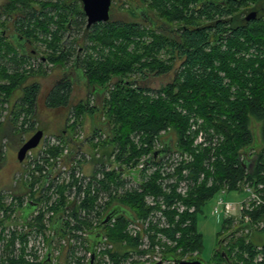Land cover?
I'll use <instances>...</instances> for the list:
<instances>
[{
  "label": "trees",
  "instance_id": "16d2710c",
  "mask_svg": "<svg viewBox=\"0 0 264 264\" xmlns=\"http://www.w3.org/2000/svg\"><path fill=\"white\" fill-rule=\"evenodd\" d=\"M16 1H11V10L15 8ZM32 1L35 0H19L17 3L22 8H30L33 5ZM193 1L197 3L199 0ZM35 2L40 3L43 8L51 7L52 10H56L57 14L45 21L37 19L34 27L31 21L23 24L20 26L19 34L23 39L36 43L43 41L47 47L43 56L56 67L63 66V69H66L71 58L74 59L75 63L80 66L78 70L84 76L89 94L87 100H81L72 105L74 85L69 80H63V84L49 90L45 95L44 106L49 110L72 108L71 110L75 111L78 118L83 114L94 115L99 111L106 118L108 134L105 138L100 137L102 139L94 146L95 149H99L97 155L103 158L96 160V155H94L93 162L101 166L102 172H106L104 179L107 180L99 183V192L102 195L111 191L116 194H114V199L106 205L100 203L98 206L95 198L92 200L88 196L84 203L91 209L95 208L99 211L96 217L104 211V219L116 206L128 211L126 214L122 211L119 213L115 211L113 224L103 223L104 219L97 224L98 232L102 233L113 245L107 253L115 264H119L127 256V248L123 244L126 242L128 247L132 248L135 246L134 240L126 234L130 215L136 217L148 215L151 210L145 204V196L163 195L159 184L160 171L142 184V192L137 189L126 191L123 194L116 192L118 187L124 185L121 180L122 172L119 170L135 168L144 155L151 153V156H154L160 150H152L155 139L161 131L170 129L175 132L178 139V147L173 146V148L189 151V155L193 158V162L181 164L178 174L181 176L182 171H189L194 185L189 195L190 198L186 201L197 206V211L194 215L180 216V221L177 223L174 222L175 214L167 213L174 225L169 234L179 232L181 238L178 239L177 246L169 248L166 254L181 258L194 252L200 254L203 236L198 231V218L203 213L205 205L222 190L228 193L237 190L239 183L244 180H255L264 184V18L259 19V22L245 24V27L233 30V35L227 38L229 42L224 50L218 49V46L225 39L208 38L204 32L206 29L197 28L192 33H185L181 39L171 40L154 31L148 35L145 34V27L140 24L114 22L100 24L89 31L85 30L80 40L74 39V44L84 43L80 51L72 46V42L67 49L64 44L63 47L61 45L60 33L68 24L67 16L63 15V11L60 12L64 9L60 3L61 0ZM151 2L150 8L158 9L157 0H151ZM238 2L248 4L245 7L252 2L264 5V0H238ZM232 7L239 8L240 6L239 3L232 2ZM67 8L69 12L72 11L70 6ZM235 18L239 16L235 15ZM181 19L183 17H180L179 21ZM237 25V22L233 23V26ZM146 36L151 37L150 42L144 40ZM165 48L168 50L165 53L166 57L160 58L161 51ZM251 49L260 57L256 61L259 60L262 64L261 68H255L256 61L241 56L243 52L249 53ZM0 59V96L4 95V101H10L18 90H22L20 103L23 110L19 112L26 111L27 114H32L37 118L38 101L41 98L42 88L39 81L33 80H36L34 77L38 76L36 73L45 74L44 69L42 66L38 68V72L17 69L19 65L28 63L29 57L20 54L11 42L1 35ZM5 61L16 68L6 65ZM177 63L180 65L172 82L156 90L157 98L145 95V93L153 92V89L145 84V80L152 76L166 74L171 76L170 72ZM136 75L140 76V83L136 80L137 83L133 84L130 78ZM233 87L237 90L235 99L231 98ZM162 93L166 97L161 96ZM91 97L98 99L97 106L93 108L90 107ZM179 105L189 109L190 112L195 111L206 119L209 128L215 129L214 136L205 137L206 142L209 143L208 146L204 147L200 144L199 147H194V138L188 135L189 115H182L177 109ZM8 121L11 122V120ZM253 122L262 126L261 138L252 130ZM4 123V121L0 122V129L4 127ZM11 124L15 127L16 133L20 135L16 121L14 120ZM102 130L95 127L94 135H99ZM66 132L68 133L67 130ZM67 133L60 134L61 140L63 143L73 144ZM57 152L58 150L55 151ZM244 155L247 159L253 160V165L249 169L244 167V161H242L245 158ZM73 156L76 159L77 155ZM109 156L114 157L112 164H118L117 170L113 168L107 172L105 163L111 164ZM37 169L41 170L40 167ZM33 175L34 171L30 170L29 178ZM27 180L24 183L25 188ZM36 180L34 177L30 189L34 187ZM113 186L115 190L117 189L116 191L112 189ZM57 194L59 197L55 210L59 211H57L58 217L55 218V222L59 218L62 222L59 235L62 227L71 226L70 217L82 219V215L78 214L75 205L66 206V188L58 187ZM32 196L35 197V194ZM19 198L17 207L21 209L24 197ZM175 198H178L175 193L166 196L168 201ZM37 203L35 201V204ZM3 207L0 200V211L4 209ZM66 211H68L67 214H65ZM94 215L89 214L84 219L93 220ZM259 215L261 214L255 211L253 217L258 218ZM42 216L44 217V214ZM64 217L67 219L63 225ZM189 221L190 224L184 227V224ZM230 223V219L224 220L223 229L230 232L225 234L224 239L221 240V250L215 251L212 264H248V260L239 253L236 254L238 262H235L232 252L235 248L244 252L256 246L252 242L246 244L245 238L236 239L235 242L233 233L237 230L232 231ZM39 224L42 225V221ZM111 225L114 226L110 227ZM241 229H243L242 226ZM226 243L230 244L226 245ZM180 250L182 251L179 253ZM44 264H47V261Z\"/></svg>",
  "mask_w": 264,
  "mask_h": 264
},
{
  "label": "rangeland",
  "instance_id": "374dc122",
  "mask_svg": "<svg viewBox=\"0 0 264 264\" xmlns=\"http://www.w3.org/2000/svg\"><path fill=\"white\" fill-rule=\"evenodd\" d=\"M123 6L120 7L119 9L122 10V16H116L115 19L117 21H126L128 18V13H131L130 9L128 8L127 4L124 2L122 4ZM180 9L178 11L177 14H173L171 12L167 13L166 10L164 9V13H163V19L167 20L169 22H171L173 20L174 17H183L185 16V12L183 11L184 8L188 9L187 6L185 7H181L179 6ZM150 8V6H149ZM191 7H189L190 9ZM151 9V8H150ZM158 9H153V13H155L156 15L159 16L160 13H158ZM178 18V19H179ZM176 20V19H174ZM186 20V19H185ZM188 21L190 24H194L196 25H201L203 23H205L207 21V19L204 18H199L198 16L195 17V19H189L186 20L184 22L178 21L179 23H184V24H188ZM145 34H150L151 30L149 28H144ZM76 33L72 34V36H75ZM76 39L80 40V37H77ZM69 40V39H68ZM145 41L150 42L151 41V37L146 36L144 38ZM74 39H70L67 42V45L70 46L71 42L73 43ZM76 41V40H75ZM229 42V40L226 38L224 40L223 43H221L218 46V49H225L227 43ZM40 43V44H39ZM39 43L37 44V47L39 49V51L41 52L42 55H45L44 50H47L46 45L43 41H39ZM42 44V45H41ZM84 43H73L72 46L76 48V50H80L82 51L81 48H83ZM33 46V45H32ZM34 47V46H33ZM168 52V50L163 49V51H161V55L160 58L162 57H166L165 53ZM168 54V53H167ZM39 56V55H38ZM242 57H244L245 59H250L253 61H256V59L260 58L257 54V52H255L253 49H251L249 51V53H242L241 54ZM9 57H11L9 55ZM1 61V59H0ZM8 61H5L6 65L10 66L11 68L15 67L13 64L11 63H7ZM74 63V59L71 58V60L68 63V67L71 68L72 70V64ZM48 64H50V66H54L51 62L48 61ZM76 70L80 69V66L78 63H76ZM180 64H176L174 69L170 72L171 76L167 77V76H152L149 77V79L145 80V84H147L148 86H150L153 89L152 93H145V95L150 96L152 98H157L158 94L156 93V90L160 89L163 85L172 82V79L174 77V74L176 73L177 68L179 67ZM42 66V68L44 69V65H40ZM40 66H38V64L34 63L32 60H29L28 63L19 65L20 70H25L27 72H31V71H35L38 72V68H40ZM262 64L259 62V60L256 61L255 63V68H261ZM16 68V67H15ZM54 68V67H53ZM68 72H70V70H67ZM67 71H63V77H64V73ZM47 71L46 74L41 75L36 73L37 75H41V77L36 76L34 78H36V80H33V78L31 79L33 81H39L41 83V98H39L38 101V108H37V118L32 115V114H27L26 111L23 112H19L20 110H23V106L20 103V98L22 96V90L17 91L13 97L11 98L10 101H4V95L1 96V98L3 99V103H6V105L2 108L3 112L0 113V122H3L4 120V127L1 128V132H4L5 134L8 133V131L10 132L11 129V122H13L14 120L16 121L17 127L20 131V144L22 143V141L26 138H31L36 132L43 130L44 131V138L40 144V147L38 146L36 149L33 150V155H32V168L34 169V175L29 178V176L27 177V182L26 188H23L22 191H26L28 189V187H30V185L33 183V179L34 177L37 179L34 186H35V192L33 194H35V197H32L36 202L39 203L40 208L38 210V214L33 215V218L31 220L30 226L27 230L25 231H21L20 230V226L22 225V220L20 218L21 216V212L24 210V205L23 204V208L19 209V207H17V202H15L13 200V196L12 198L9 197L7 198L8 203L5 204V206L3 207L4 209L1 210L0 212V244H4L5 240H17L18 242V246H20L19 251L17 252L18 255H20V260L24 261L26 258V256L30 255L29 251V243H31V245L34 248L33 254H32V258L35 259V264H44L43 258L46 254L47 248L49 243H51L53 241V231L51 229L53 223L55 222V218H57V211L59 210H55V208L57 206H55L58 203V197L57 196V189L58 187H64L66 188V193H68L72 186L75 187L78 185V181H76V179H72L70 176H67V178L63 179V176L61 178V181H63L64 183H62L61 185L58 183L56 184L57 187H55L54 185V189L50 190V187L47 188V193H45L41 198H39V191L41 190V187L43 185L45 176L48 173V170L54 166L57 165V163L59 161H63V158L66 154V152H70L73 155H80L82 157V159H80L81 161V167H80V171L83 175V178L85 176V178H92L88 181V179H85L87 182L86 187H89L87 191H84L85 193H87V196L90 197L92 200L95 198V203L99 204L103 201V204L101 205H106L108 202H111L114 199V193L113 191H111L110 193H107L106 195L101 194V192H99L100 189L98 188H94L93 191L97 192V193H92V187L91 185H94V181H97L99 183V180L97 178L94 177V175L98 176L99 174L101 175V178L103 177V174H106V172H102L101 170L98 169V167H100L98 164H95L93 162L94 160V155L96 160H100V158L103 156L101 155H97V151H99V149H95L94 146H96V143H99V141L104 138L103 136H106L108 134V127L106 124V118L105 116H103L102 114L99 113V111H97L94 115H91L90 113L87 114H83L81 115L79 118L78 116H76L75 111L73 112V110H71L72 108H66L64 110H49L44 106V101H45V95L48 93L49 88L53 85L54 81L56 80V78H53V72L52 71ZM57 72V71H56ZM67 72V73H68ZM66 73V74H67ZM75 75V74H74ZM77 80L82 81L84 80V76L82 74L81 71L77 70ZM76 79V78H75ZM130 80H133V84L137 83L136 80L140 83V76L136 75L130 78ZM227 83L229 82L228 80L226 81ZM78 84H74V93H73V99H72V105L73 104H77L79 103L81 100H87V96H88V90L85 87V83L83 82H77ZM236 88L233 87V90H231L232 99L236 98ZM161 96L166 97V95L164 93L161 94ZM181 103L182 100H180ZM18 105V107L16 108V114H14V111L11 112L12 108L13 110L15 109V106ZM98 104V99L91 97L90 98V107L93 108V106H97ZM15 105V106H14ZM25 108V107H24ZM0 108V110H2ZM26 109V108H25ZM178 111L184 115L187 116L189 115V129H188V135L191 136L192 138H194V147H199L200 145V141H199V137L204 134L205 137L209 136L210 138L212 136H214L216 134L215 129L214 128H209L206 124V119L202 116H200L199 114H197L195 111L190 112L189 109L179 105L177 106ZM16 117V119H14ZM8 120H11V122H9ZM98 128V129H103L101 131V133H99V135L95 134L94 135V129ZM252 130H254V132L258 135V137L260 136L261 138V125H258L256 122L252 123L251 126ZM66 130L68 131V133L66 132ZM0 132V134H1ZM63 133H67L69 134V136L71 138H73V140H75V142L73 144H68V143H63V141L60 138V134L63 135ZM9 134V133H8ZM195 136V137H193ZM102 137V138H100ZM7 143H5V146L2 148L1 152L3 153V160H2V164L5 170L4 173L0 174V183H2V181L4 183H8V181L10 182V180L13 178L14 173L17 170H20L24 173H26L28 175V170L31 169V166L29 165V160L27 161V164H25V166H21L19 169V162L16 160L17 159V152L19 148L22 147L16 144V142L9 140V138L6 139ZM5 142V140H4ZM162 142H169V145L171 147H178V139L177 136L175 134V132L173 130H163L161 131V133L158 135V138L155 139L154 142V146L152 147V150H159L164 148L165 146L162 144ZM10 147H8V145ZM82 146V150H79ZM208 146V145H206ZM204 146V147H206ZM13 149V150H9ZM174 148V149H175ZM58 150L57 153H55V151ZM112 149H110L111 151ZM175 153L181 154V152H185V151H180L175 149ZM109 151V153H110ZM98 154H101L98 152ZM151 155H144L138 162L136 167H138L142 160L144 158H147ZM173 155V156H174ZM185 155L188 156V161H184L186 162V164H189L191 162H193V158H189V151L185 152ZM172 156V157H173ZM171 157V158H172ZM177 156H175L176 158ZM109 156V159L111 162H113V158ZM50 160V161H49ZM108 160V157H107ZM171 159H169L168 162H170ZM253 161V160H251ZM29 162V163H28ZM115 163V162H114ZM100 164V163H99ZM106 165V163H105ZM107 166V165H106ZM37 167H40V169H37ZM117 168L118 164L115 163V165H112L111 168ZM101 168V167H100ZM110 168V167H109ZM109 168H107V172H109ZM127 168V167H125ZM148 171V172H147ZM60 172V169H55V171L53 172L54 176ZM146 172V174H145ZM165 172V171H164ZM103 173V174H102ZM137 171L135 172V181H139L138 180V176H137ZM156 173L155 169H146L144 168V171H142L141 173V177L146 178L145 181H143V183L147 182L148 179H150V177H152L154 174ZM12 176V177H11ZM174 181L175 179H177L176 177H173ZM203 178V175H202ZM201 178V179H202ZM126 180L125 177L121 178V180ZM172 179V178H171ZM170 178H168L167 182H165L164 185L169 186L168 184H173L170 183L171 181ZM13 180V179H12ZM107 179H101L100 182L105 181ZM124 182V185L122 187H118L120 189H123V187L126 184L132 183V181H129V183ZM142 183V182H139ZM175 183V182H174ZM164 185L162 188V193H165L164 190ZM188 186V190H186V196L182 195L180 197L183 198L185 205L189 204L191 206H194L196 208L197 211V206H195L194 204H190V202H187L186 199L190 198V192L192 191V185L188 182L187 184ZM114 191L115 188L113 186L112 188ZM134 190V189H133ZM17 195L20 194V192H15ZM52 194H54L55 196L52 197ZM66 195V194H65ZM10 195H7V197ZM147 196V195H146ZM145 196V198H146ZM185 196V197H183ZM66 198V197H64ZM144 198V199H145ZM245 198V196L239 195V194H223V193H219L217 194L212 200H210L205 207L203 208V213L199 216L198 218V231L202 234L203 236V246L202 249L200 251V254L198 252H194L192 254L189 255H197L200 259H202L206 264H212L213 263V256L215 254V251L220 247V242L221 240L224 239L225 234L227 235L230 231H228L227 229H223V225H224V220L226 219H230L231 223L229 224V226H232V231L233 230H240L234 237H235V242L237 240H240L242 238L246 239V244L252 242L254 243L256 246H264V227L263 225L259 224V220L261 219V217L264 218V215H261L260 217L254 219V223H253V228L245 231L243 229H241V220L239 218V216H242L243 213H246L242 210L241 207L238 208V211H233L232 214L226 215L224 212H221L220 214H213V209L216 206V202L218 200L223 199L225 202H236L238 200H243ZM148 200V199H146ZM32 201V200H30ZM67 203L66 206H72L73 205V200L69 197H67L66 199ZM187 203V204H186ZM84 201L82 203H78L75 205V207L77 208L78 214L81 216L82 215V219L78 218V219H73V218H69L70 221L74 222L73 226L70 227H62L59 235L56 237V239L53 242L52 245V261L51 263L48 264H63V256H66V246L69 244H72L71 246V252L69 254L72 255L73 259H71L68 264H72V262H78L80 261V257L82 256L80 254L79 248L80 246L77 245V241L74 240L72 242H70V236H76L79 235V228L84 232V233H88V232H92L95 231L97 229V225L95 224L94 221L92 220H85L84 218L87 217L89 214H94L95 212H98L97 209L94 208L91 209V207L87 204H85ZM188 206V205H187ZM117 207V206H116ZM9 210V214L7 215V210ZM68 208V207H67ZM119 208V207H117ZM63 210V208H62ZM93 210V211H92ZM69 211V210H68ZM65 214H67V212ZM104 211L101 213L100 217L104 215ZM196 213V212H195ZM194 213V214H195ZM242 213V214H240ZM44 214V217L42 218L41 215ZM192 214V215H194ZM86 215V216H85ZM185 215V214H184ZM188 215V214H186ZM6 217V219H5ZM42 221V225L39 224V222ZM173 222V221H172ZM190 224V221L188 222L187 226ZM41 226V228H40ZM114 225H111L110 227H113ZM128 227L129 224H127L126 227V234L128 237H130L128 235ZM14 232H12V239L6 238V236H4L5 230L6 229H10ZM99 229V228H98ZM98 229L95 231L97 232ZM224 230V231H223ZM30 236H34L32 237V239H29ZM237 239V240H236ZM86 243V242H85ZM89 245H83L82 249H86L87 252L90 250V242L88 241ZM109 244L110 242L106 239L105 245L102 246L101 250L98 253V256L96 258V264H111L110 263V256L107 253L108 250H110L109 248ZM230 244V243H226ZM223 245V244H221ZM224 245V246H226ZM255 246V247H256ZM83 249V250H84ZM256 248H252V250H248V251H240L238 248H235L234 251L232 252V256L234 257L233 259L235 260V262H238V259L236 254L239 253L243 256V258L247 256V253L251 254L254 253V250ZM221 250V249H220ZM182 251V250H181ZM2 253V248H0V254ZM252 256V254H251ZM248 264H252V262L247 261ZM88 263V260H86V264Z\"/></svg>",
  "mask_w": 264,
  "mask_h": 264
},
{
  "label": "flooded vegetation",
  "instance_id": "af4514ba",
  "mask_svg": "<svg viewBox=\"0 0 264 264\" xmlns=\"http://www.w3.org/2000/svg\"><path fill=\"white\" fill-rule=\"evenodd\" d=\"M11 1L13 0H0V35L5 37L8 41H10L11 44L14 45V47L20 54L29 57V60H32L34 63L38 64V66L44 65L45 74L47 71H51V72L54 71L52 77L56 78V80L54 81L53 85L49 88V90L55 88L60 84H63V80H69L73 83V85L75 84V81L76 84H78L77 82L85 83V80L82 81L77 80L78 69L76 70L75 65L77 64L75 63V60L74 63L72 64L73 67L72 70L69 67L63 69V66L62 67L50 66L46 58H44V56L41 54V52L37 47V44L39 42L36 43L35 41L23 39V37H21V35L19 34L20 26H22L23 24H27L31 21L32 27H34L36 25L37 19L41 21H45L52 15L56 16L57 14L56 10H52L51 7L43 8V6H40V3L35 2L38 0L32 1L33 5L30 6V8H24V7L22 8L17 3L19 0L17 1L14 0L16 1V5L15 8H12L11 10L10 7ZM44 1L46 2L47 0ZM55 1L57 2V0H54V2ZM124 2L127 4L131 13H128V18L126 21H117L115 17L117 15L122 16V10H120L119 8L123 6L122 4ZM232 2H235L236 4L239 3L240 7L239 8L232 7ZM60 3L64 7V9L62 8L63 10H60V12L63 11V15H66L68 20V24H66V27L60 33L62 38L61 45L63 47L64 44L65 49L70 47L67 45V42L70 39H76L77 37H80L81 39L84 36L85 30L89 31L93 28H96L100 24H109L114 22L140 24L141 26L149 28L151 31H154L157 34L171 40L181 39L185 33H192L194 29L199 28L202 30L206 29L204 30V32L207 34L208 38L210 39L217 38L224 40L232 36L234 33L233 30H235L236 28L245 27V24H249L252 22H259V19L264 18V5L259 4L257 2H252L251 4H249V6L245 7V5L248 4L246 3L243 4L241 2H238V0H199L197 3H195L193 0H157L158 11H159L158 13H160L158 16L155 13H153L152 9L149 8L150 3H152L151 0H143L142 2H139L138 0H112L109 22L107 23L98 22L88 27L89 17L84 12V5L82 0H61ZM68 6L72 8V11L69 12V9L67 8ZM179 6L188 7V9L186 8L183 9V11L185 12V16L183 19H181V22H184L189 19L194 20L196 16H198L199 18L207 19V21L201 25L199 24V26L196 27L194 24H190L189 21L188 24L179 23L178 22L180 20L179 17H174L171 22L163 19L162 15L164 13V9L166 10L167 13L171 12L173 14H177L180 9ZM189 7L191 8L189 9ZM204 12L205 13L208 12V14L205 15ZM251 13H256V17L255 19L252 18L249 20L248 17L250 16ZM235 15H238L239 18H235ZM234 22H237L238 25L233 26ZM81 24H83V26ZM74 33H76V35L72 36V34ZM67 70H70V72H68ZM63 71L68 72V73L67 72L64 73V77H63ZM41 75L38 76L41 77ZM164 76L169 77L170 75L166 74ZM85 87L87 88L86 84ZM5 105L6 103H3V99L0 96V108L2 109ZM14 110L12 108L11 112H13ZM1 112H3V109L0 110V113ZM8 133L5 134L4 132H1L0 134V174L4 173L6 170L4 169L2 164L3 153L1 152L2 148L5 146V143H7L6 139L9 138V140L16 142L18 147L21 145L23 146L29 140V138H26L20 144V140H19L20 135L16 133L15 127H13L12 124H11L10 132L8 131ZM105 137L106 136H104V138ZM42 140L40 141V144ZM70 141L74 143L75 140H73V138H70ZM40 144L38 145L39 147ZM70 144L71 143H69V145ZM8 147L10 146L8 145ZM79 148H80L79 150H82V146ZM8 149L13 150L10 148ZM19 150L20 148L18 149V151H16L17 152L16 160L19 162L18 163L19 169L21 166H25V164H27V161L29 160L30 163L29 162L28 163L31 166L30 170L34 171V169L32 168V162H33L32 155L34 149L26 154V157L22 162H20L18 159ZM79 156L80 155L77 154L76 158ZM63 160L65 161V163H72L75 161V156H73L69 152L63 158ZM108 164L111 166L113 165L112 162L111 164L110 163ZM114 169H116V167ZM30 170H28V175L20 170H17L12 178L13 180L11 179L10 182L8 181V183H4L3 181L2 183H0V200L4 206L5 204L8 203L7 198L9 197L12 198V196L15 202H18L17 199H20L19 197L21 198L24 197V199L27 198L28 203H35V200L32 198L33 197L32 195L35 192V186L32 189L28 187L26 191H22V189L25 188L24 183L27 179L26 176L27 177L29 176ZM119 171L122 172V175L124 174V169H120ZM15 192L18 193L20 192V194L17 195ZM7 195L10 196L7 197ZM26 207L27 206L24 205L23 209L25 210ZM24 210L21 212L20 218L22 220V225L24 227L26 226V229H28L31 220L33 218V214L28 216V219L25 221L24 213H23ZM6 214L7 215L9 214V208ZM65 220L66 219L63 218V225L65 223ZM16 256L17 255L14 254V250L10 251L7 248L5 253L0 254V264H25V262L22 263L20 257H16ZM49 262H51V259L49 260ZM49 262H47V264ZM67 263H68L67 255L66 256L64 255L63 264H67Z\"/></svg>",
  "mask_w": 264,
  "mask_h": 264
},
{
  "label": "built area",
  "instance_id": "2783aa9c",
  "mask_svg": "<svg viewBox=\"0 0 264 264\" xmlns=\"http://www.w3.org/2000/svg\"><path fill=\"white\" fill-rule=\"evenodd\" d=\"M199 141H200L199 143L203 144L204 146L209 145V143H207L205 140L204 134H202L199 137ZM175 151L176 150L174 149L173 152L166 155L163 159H160V156H158L156 159L155 156L150 155L149 157L144 158L138 167L124 170V174L121 176V178L123 177L126 178V180L122 179V181H125L127 183H129V181H132V183L126 184L123 187V189L118 188L116 192H119L120 194H123L126 191H131L133 189H137L139 192H142L141 186L143 184V181L146 180L144 175L143 177H141V173L142 171H144V168L145 170L148 168L150 169L153 168L156 170V172L160 171L161 179L159 180L160 181L159 184L161 185L162 188L165 182H167L168 178L170 179L172 178L170 183H173V184H168L169 186H166L167 184L164 185L165 193L162 196H155L152 194H149L146 196L145 204L151 210L148 215L144 217L133 216V218L130 219L128 223L129 224L128 235L130 236L129 238L134 240L135 246L134 248H132V247H128V244L126 242L123 244L124 247L127 248L126 249L127 256L123 258V260L120 261L119 264H175L173 261H171V259L181 258L178 256H171L170 254H166V251L169 248L177 246V241L178 239L181 238V233L179 232L172 234V235L169 234V232L173 230L172 228L174 227V225H173V222H171L172 220L169 218L167 213H174L175 214L174 222L177 223L180 221V218H179L180 216L184 214L192 215L196 212V208L187 203L186 204L188 206L185 205L183 198L180 197L186 194V190H188L187 189L188 182L192 185L191 187H193L194 185L193 179L190 178L188 170L182 171L181 176L178 174V169L180 168L181 164L184 161H188L190 159H188V156H186L185 154L176 153L174 155ZM68 153L69 152L67 151L65 156ZM175 156L177 157L175 158ZM244 156L245 158L242 159V161H244V163H246L247 165L251 164V160L247 159L246 155ZM189 158L192 159L191 156ZM80 159H82L81 156L77 157L75 161L72 162L71 164L65 163L64 160L59 161L56 166L50 168L48 170L47 175L45 176L41 190L39 191V198L41 199L43 198L42 196L45 193H47L46 191L47 188L50 187V190H52L55 187H57L56 184L59 183L61 185L62 183H64L63 181H61L62 176H63V179L67 178V176H70L72 179H76V181H78V185L75 187L72 186L71 190L68 193H66V197H69L73 200V205H76L78 203H82L83 201H85L87 197V193H85L84 191H87L89 188V187H86V184L92 178H85L84 176V178L88 179V181H86L83 178V175L80 171V167L82 165H81V162L78 163ZM150 159H152V161L150 164H148L147 162ZM169 159H171L170 162H168ZM106 164H107V166L105 167L106 170L109 167H110L108 169L109 171L113 169L111 168L112 167L111 165H109L108 163ZM100 167H98L99 170H100ZM249 168H250V165L248 166V169ZM55 169H60V172L57 173L55 177H53L54 176L53 172L55 171ZM136 171L138 172L137 173L138 180H139L138 182L135 181ZM94 177L97 178L100 183L101 179H104V174L102 178L100 174L98 176L94 175ZM173 177H176L177 179H175L174 181ZM139 182H142V183H139ZM99 183L97 181H94V185H91L92 193L93 192L97 193L93 191V189L94 188L99 189ZM238 186L239 187L237 190L229 192V193L239 194V195L245 196V198L243 200H238L233 203L225 202L223 199L218 200L216 202V206L214 207L212 213L220 214L221 212H224L226 215H229V214H232L233 211H238V208L241 207L242 210L246 212L243 214L240 213L242 214V216H239L241 220V226L243 230L248 231L253 228L254 219L257 218V217L256 218L253 217L254 212L258 211L261 215H264V184L259 183L255 180L247 179V180L240 182ZM174 193H175V196H177L178 198H175L171 201L166 200V196H171ZM221 193L229 194L226 190H222ZM53 196L55 195L52 194V197ZM24 204L25 206L29 204L27 198L24 199ZM101 204H103V201L101 202ZM39 208H40V205L39 203H37V208L35 212L32 214L33 215L38 214ZM96 213L97 212L94 213L95 215L93 216L92 221H94L95 224L97 225L101 219H104L105 215L101 217L100 216L96 217L97 215ZM261 215H259L258 217H260ZM64 219H67V217H64ZM258 222L264 227L263 217H261V219ZM110 223L113 224L114 219ZM187 224L188 222L184 224V227L187 226ZM73 225H74V222L71 221V226ZM20 230L21 231L27 230L26 226L24 227L23 225H21ZM12 232L14 231H12L11 228L6 229L4 236H6V238L12 239V234H13ZM95 233H98V231L93 232V233L91 232L84 233L81 229H79V232H78L79 235L70 236L71 238L70 242L74 240L77 241V245L80 246L78 251H80V254L82 255L80 257V261L72 262V264H86V260H88L87 264H90L91 257H92V241L90 240V236ZM32 237L34 236H30L29 239H32ZM53 237H54V231H53ZM88 241L90 242V250L87 252L86 249L84 248H83L84 250L82 249V246L85 244L89 245ZM105 242H106V237L104 236L103 242L95 248L96 255H95L94 264H96V258L98 256V253L101 250L102 246L105 245ZM11 243L9 240H5L4 244H0V248H2V253H5L8 248V250L10 251L14 250V254L17 255L16 257H20V255L17 254L20 248V246H18L19 244L17 240H11ZM71 246L72 244L70 245L68 244L66 246V249H67L66 255L68 258V262L71 259H73L72 255L69 254L71 252ZM28 247H29L28 252L30 253V255L24 257L26 258L24 262L25 264H35V259L32 258L34 248L31 245V243H29ZM109 247H110L109 249H111L113 245L109 244ZM254 248L256 249L254 250V253H251L252 256L251 254L247 253L246 259L252 262V264H264V246L259 245ZM48 249L49 247L47 248L46 254L43 258L44 262L45 261L49 262L50 259L52 261V258H50L49 260L47 259ZM180 252L181 250L179 251V253ZM195 258H197V255H186L185 257H182L181 259L190 260V259H195ZM110 263L115 264V262L111 259V257H110Z\"/></svg>",
  "mask_w": 264,
  "mask_h": 264
},
{
  "label": "water",
  "instance_id": "95a60500",
  "mask_svg": "<svg viewBox=\"0 0 264 264\" xmlns=\"http://www.w3.org/2000/svg\"><path fill=\"white\" fill-rule=\"evenodd\" d=\"M83 5H84V12L86 15L89 17L88 21V27H90L92 24L98 23V22H104L107 23L110 20V8L112 5V0H82ZM256 13H251L248 19H255ZM43 131H38L36 132L19 150L18 152V159L20 162H22L26 154L37 148L38 145L40 144V141L43 138ZM163 145L165 146L164 148L160 149L155 153V158L157 159L158 156H160V159H163L166 155L174 151V148L169 145V142H163ZM152 159H150L147 163L150 164ZM250 167L253 165V161H251V164H249ZM246 163H244V167L248 168ZM119 207V208H117ZM115 207L103 220V223H109L113 219H115V211H122L123 213H128L126 209L123 207L117 206ZM37 208V204L35 203H29L27 207L24 210V220L26 221L28 219V216H30L32 213L35 212ZM130 218H133L132 215H130ZM61 219H57L54 226H53V231H54V237L53 241L49 244V249H48V254H47V259L49 260L51 258V252H52V245L56 237L58 236L59 229L61 227ZM240 230L235 231L233 235H236ZM103 234L98 232L95 234H92L90 236V240L92 241V257L90 264H94L95 260V248L103 242ZM221 247L218 248L220 250ZM175 264H206L202 259L200 258H195V259H190V260H183L181 258H176V259H171Z\"/></svg>",
  "mask_w": 264,
  "mask_h": 264
},
{
  "label": "bare ground",
  "instance_id": "6f19581e",
  "mask_svg": "<svg viewBox=\"0 0 264 264\" xmlns=\"http://www.w3.org/2000/svg\"><path fill=\"white\" fill-rule=\"evenodd\" d=\"M108 215V214H107Z\"/></svg>",
  "mask_w": 264,
  "mask_h": 264
}]
</instances>
